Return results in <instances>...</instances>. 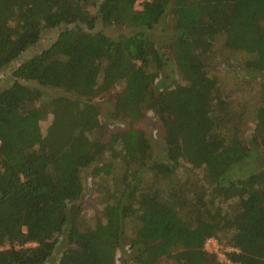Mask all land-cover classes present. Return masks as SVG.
<instances>
[{"label": "trees", "instance_id": "16d2710c", "mask_svg": "<svg viewBox=\"0 0 264 264\" xmlns=\"http://www.w3.org/2000/svg\"><path fill=\"white\" fill-rule=\"evenodd\" d=\"M167 12L164 48L179 82L155 91L166 63L150 33ZM49 30L54 41L0 89V264H46L61 243L56 264H117L125 246L124 264H225L204 250L221 233L230 264H264V167L234 173L255 151L264 160V0H0V70ZM223 71L256 86L246 136L243 107L221 93ZM44 89L60 94L42 100ZM111 92L106 119L128 127L105 139L94 100ZM149 112L165 148L157 163L134 127ZM87 169L98 198L110 187L91 227L81 204Z\"/></svg>", "mask_w": 264, "mask_h": 264}, {"label": "rangeland", "instance_id": "374dc122", "mask_svg": "<svg viewBox=\"0 0 264 264\" xmlns=\"http://www.w3.org/2000/svg\"><path fill=\"white\" fill-rule=\"evenodd\" d=\"M136 8H140L139 5H136ZM171 21L172 18L170 14L167 12L162 19L159 21V23L153 28L151 31L152 39L157 41L159 46L162 48V52L164 53L165 57V67L163 71L161 72L156 84H155V91H161L164 89L169 88L171 85H174L175 83L179 82V76L176 70V66L174 61L171 59V57L167 54V51L165 50L164 46L169 42L172 36V29H171ZM101 28V26H99ZM116 31L119 30L116 28H112V30H108L107 32ZM57 34V30H49L42 34L41 39L38 41V43L31 47L29 50H27L23 55L20 57L19 60L15 61L13 64L3 68L0 70V89H3L5 87H8L12 84L13 79L11 77V72L14 69V67H17L22 61H25L26 59L34 56L38 52H40L42 49L47 48L55 39ZM216 50H218V46L216 44ZM227 54H223V56H220L221 60L225 58ZM234 67L231 68L232 71H241L240 64L233 61ZM214 73V72H213ZM219 82L221 84V90L222 95L225 99H228L230 102V107L233 109H237L238 106H242L244 109V121L241 129L243 130L244 136L248 135L255 126V113L257 108V95L255 94L256 86L253 85V81L250 80H244L242 78L236 79L232 78L230 74L227 72L219 73L217 75ZM60 94L59 90L56 89H44V96L42 100L49 99L51 97L58 96ZM94 102L97 104L100 112L99 121L102 127V133L105 139H107L110 134L118 131L123 130L128 127V121H110L106 119V115L108 114L109 110L111 109L112 103H113V93L107 94L105 96H102L101 98L94 100ZM52 114H47L40 122L41 131L44 134L47 127L52 121ZM134 127L136 129H141L149 142L150 149L152 152V161L153 162H161L165 158V148L162 142V130L160 127V124L156 119L154 118L153 114L146 113L144 117L134 123ZM264 167V160H263V153L260 151H255L254 155L249 158V160L242 162L240 165H238L236 168H234V173L240 177L244 178L247 177L252 172H257L258 170H261ZM121 167L116 164L114 168L112 169L111 173H108L110 175H113V177L118 176L121 174ZM92 169H87L85 171H82L81 178L84 185V193L82 196L81 204L83 207V214L84 219L90 227L94 225L96 219H99L101 217V212L103 210V204L108 196V190L107 192L105 189L102 190L103 195L99 198L97 197L96 187L95 184L93 186V178L91 176ZM108 174H102V175H108ZM106 177V176H105ZM112 177V176H111ZM112 177V181L113 178ZM107 186V185H105ZM224 208H227L228 210L232 211V209L235 207L234 205H225L223 204ZM134 235V229L127 226L126 228V238L129 239L133 237ZM230 234L228 233H221L218 234L216 237H211L207 239L204 243V250L208 254H215L217 256V259L221 263H225V254L232 249L228 246V239ZM128 242L124 243V246L127 245ZM59 246V245H58ZM66 248L67 246L63 243H61L60 247L56 249V253L54 256L46 263V264H56L57 259L59 256V252L61 251L60 248ZM128 255H130L129 249H127V246L121 249L120 252H118L117 257L121 260H117V264H124L122 262V258L125 259ZM160 264H175V262L171 259H164L163 262Z\"/></svg>", "mask_w": 264, "mask_h": 264}, {"label": "built area", "instance_id": "2783aa9c", "mask_svg": "<svg viewBox=\"0 0 264 264\" xmlns=\"http://www.w3.org/2000/svg\"><path fill=\"white\" fill-rule=\"evenodd\" d=\"M225 264H230V262L226 258H225Z\"/></svg>", "mask_w": 264, "mask_h": 264}]
</instances>
